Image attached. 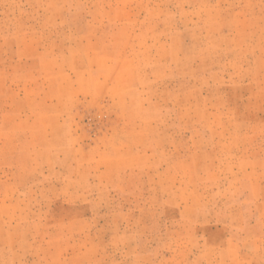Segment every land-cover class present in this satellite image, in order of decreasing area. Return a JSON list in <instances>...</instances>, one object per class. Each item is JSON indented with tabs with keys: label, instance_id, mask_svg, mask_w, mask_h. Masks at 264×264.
<instances>
[{
	"label": "rangeland",
	"instance_id": "1",
	"mask_svg": "<svg viewBox=\"0 0 264 264\" xmlns=\"http://www.w3.org/2000/svg\"><path fill=\"white\" fill-rule=\"evenodd\" d=\"M0 264H264V0H0Z\"/></svg>",
	"mask_w": 264,
	"mask_h": 264
}]
</instances>
